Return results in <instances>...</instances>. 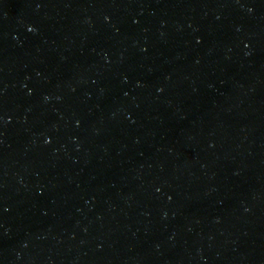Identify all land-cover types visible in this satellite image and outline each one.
<instances>
[{
  "label": "water",
  "instance_id": "95a60500",
  "mask_svg": "<svg viewBox=\"0 0 264 264\" xmlns=\"http://www.w3.org/2000/svg\"><path fill=\"white\" fill-rule=\"evenodd\" d=\"M0 264H264V0H0Z\"/></svg>",
  "mask_w": 264,
  "mask_h": 264
}]
</instances>
